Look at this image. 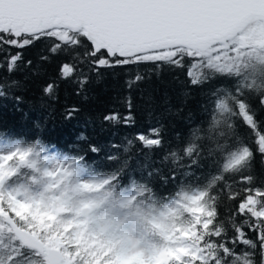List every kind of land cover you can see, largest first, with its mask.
<instances>
[{
  "label": "trees",
  "instance_id": "obj_1",
  "mask_svg": "<svg viewBox=\"0 0 264 264\" xmlns=\"http://www.w3.org/2000/svg\"><path fill=\"white\" fill-rule=\"evenodd\" d=\"M216 47L223 49L218 55L224 63L241 64L242 87L251 85L252 91L247 102L264 125L259 96L264 93V47L239 52L228 43ZM50 49L41 39L0 52V146L13 156L0 163V233L12 232L4 220L10 214L47 246L55 242L70 264H124L127 238L121 229L80 221L83 206L98 202L108 216L136 223L152 263L202 264V258L219 256L218 245L231 240L233 227L243 221L234 216L239 201L228 199L239 190L236 175L246 171L257 183L264 181L258 152L251 169H224L220 145L230 143L236 132L247 143L253 140L239 120L235 127L227 115L212 120L213 93L234 81L208 70V79L194 84L189 71L205 69L194 67L192 58H185L182 67L146 63L91 69ZM17 53L20 58L9 71L8 61ZM65 63L73 67L68 77L61 75ZM82 73L88 81L83 87ZM136 74L143 79L130 88L127 81ZM48 85L52 89L45 92ZM114 113L118 122L105 120ZM129 113L126 125L123 117ZM156 128L158 136L152 133ZM140 135L161 143L145 146ZM53 156L72 174L63 176L53 194L39 196L51 179L47 169ZM19 191L22 195L15 197ZM243 231L256 248L237 244L235 251H251L253 264H261L258 234L247 226ZM10 258L7 251L0 253V264ZM17 264L48 262L25 247Z\"/></svg>",
  "mask_w": 264,
  "mask_h": 264
},
{
  "label": "snow or ice",
  "instance_id": "obj_2",
  "mask_svg": "<svg viewBox=\"0 0 264 264\" xmlns=\"http://www.w3.org/2000/svg\"><path fill=\"white\" fill-rule=\"evenodd\" d=\"M41 39L51 44V52H65L69 59L91 69L146 63L182 67L185 58H192L194 67L205 69L189 71L194 84L207 80L208 70L229 78L234 81L232 87L213 93L212 120L218 122V116L227 115L234 127L239 120L249 128L253 140L247 143L236 132L230 143L220 145L226 154L224 169L241 166L251 169L257 152L264 163V125L255 119L247 102L252 94L251 85L242 87L246 76L241 64L224 63L218 55L223 49L216 47L228 43L229 48L238 46L237 52L240 48L264 47V0H0V52L11 47L23 49ZM19 58V53L11 56L9 71ZM72 72L71 64L62 65L63 77ZM82 76L78 81L81 87L88 82L87 75L82 73ZM142 79L136 74L134 80L127 81L128 86L131 88ZM51 89L52 85H48L45 92ZM259 96L264 105V93ZM119 119L115 113L105 116V120L118 122ZM131 120L130 113L123 117L126 125ZM159 132L158 128L152 130L155 136ZM138 139L145 146L161 143L158 138L144 135ZM12 159V155L0 157V161ZM245 172H238L239 190L228 196L229 200L239 201L234 216H242L243 221L233 227L235 235L231 240L218 245L219 256L202 258V264H253L251 251L240 254L235 251L237 244L256 248L255 242L245 238V226L258 234L261 264H264V181L257 183L252 174ZM225 186L232 192L231 185ZM13 236V232L7 237L0 233V253H9L8 264H17L28 247H18L20 238ZM5 243L7 249L3 247ZM57 247L55 242L45 247L36 240L28 250L33 255L47 257L50 264H70L56 251ZM124 264H145V261L126 259Z\"/></svg>",
  "mask_w": 264,
  "mask_h": 264
},
{
  "label": "rangeland",
  "instance_id": "obj_3",
  "mask_svg": "<svg viewBox=\"0 0 264 264\" xmlns=\"http://www.w3.org/2000/svg\"><path fill=\"white\" fill-rule=\"evenodd\" d=\"M11 150L6 146H0V157H6L10 155ZM3 161H0V163ZM50 175V181L46 185H52L58 188L64 179V175H71V171L68 170L63 164L60 163L58 159L55 157H51L50 164L47 169ZM84 181V180H83ZM85 182V181H84ZM39 193V196L45 193V187ZM22 195V191L15 193V197H20ZM55 196H51L53 199ZM131 196H127V200ZM89 209V213H86V210ZM80 221L83 224H89L94 222L103 230H112V229H121L127 238V249L125 253L126 259H139L145 261V264H160L152 263L149 258L148 250L141 243L139 236V230L135 222L127 223L122 217H110L106 211V206L103 203L87 202L85 206H83L82 211L80 212ZM172 257L181 258L182 253L173 252Z\"/></svg>",
  "mask_w": 264,
  "mask_h": 264
},
{
  "label": "water",
  "instance_id": "obj_4",
  "mask_svg": "<svg viewBox=\"0 0 264 264\" xmlns=\"http://www.w3.org/2000/svg\"><path fill=\"white\" fill-rule=\"evenodd\" d=\"M54 186L48 185L46 187L47 192H53L54 191ZM89 209L86 210V213H89ZM5 221L8 223V225L11 227L13 233H15L16 238H20V242L24 246L31 247L34 245L35 241L38 240L40 244L45 246L44 242L39 239L37 236H35L32 232L20 227L13 219V217L9 214L4 216ZM46 247V246H45ZM41 251H43V248H41ZM56 251L59 252L60 255L64 257V253L60 248H56ZM47 258V257H46ZM48 260V259H47ZM49 262V261H48ZM50 264V262H49Z\"/></svg>",
  "mask_w": 264,
  "mask_h": 264
}]
</instances>
